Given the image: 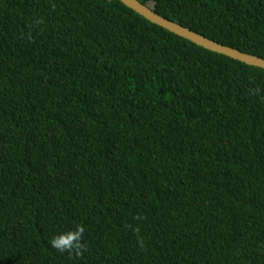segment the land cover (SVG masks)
Returning <instances> with one entry per match:
<instances>
[{
	"label": "trees",
	"instance_id": "obj_1",
	"mask_svg": "<svg viewBox=\"0 0 264 264\" xmlns=\"http://www.w3.org/2000/svg\"><path fill=\"white\" fill-rule=\"evenodd\" d=\"M139 1L264 58V0ZM0 264H264V69L120 0H0Z\"/></svg>",
	"mask_w": 264,
	"mask_h": 264
},
{
	"label": "water",
	"instance_id": "obj_2",
	"mask_svg": "<svg viewBox=\"0 0 264 264\" xmlns=\"http://www.w3.org/2000/svg\"><path fill=\"white\" fill-rule=\"evenodd\" d=\"M123 4L133 9L140 15L144 16L149 21L173 32L193 43L200 45L211 51H215L231 58L237 59L248 65L257 66L264 69V58L256 54L244 52L236 47L222 44L218 41L212 40L201 33L193 31L182 24L166 18L157 13L153 7L142 3L139 0H120Z\"/></svg>",
	"mask_w": 264,
	"mask_h": 264
},
{
	"label": "clouds",
	"instance_id": "obj_3",
	"mask_svg": "<svg viewBox=\"0 0 264 264\" xmlns=\"http://www.w3.org/2000/svg\"><path fill=\"white\" fill-rule=\"evenodd\" d=\"M77 232L82 234L83 228L78 227ZM61 239H62L61 237H53L51 240V244L53 247L57 248L58 250L64 251L67 249L68 245L66 243H61Z\"/></svg>",
	"mask_w": 264,
	"mask_h": 264
}]
</instances>
